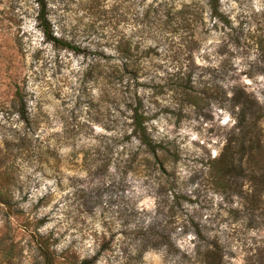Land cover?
Returning <instances> with one entry per match:
<instances>
[{
  "label": "rangeland",
  "instance_id": "1",
  "mask_svg": "<svg viewBox=\"0 0 264 264\" xmlns=\"http://www.w3.org/2000/svg\"><path fill=\"white\" fill-rule=\"evenodd\" d=\"M46 2L72 49L0 0V264H264L262 154L217 174L264 147V0Z\"/></svg>",
  "mask_w": 264,
  "mask_h": 264
},
{
  "label": "trees",
  "instance_id": "2",
  "mask_svg": "<svg viewBox=\"0 0 264 264\" xmlns=\"http://www.w3.org/2000/svg\"><path fill=\"white\" fill-rule=\"evenodd\" d=\"M219 1L220 0H210V5L215 16L221 17L219 13ZM41 12L39 15V21L43 27V30L48 38V40L55 45H62L66 48H71L72 46L53 35L51 24L48 21V7L46 0H40ZM74 49V48H73ZM19 113L23 120L27 121V109L24 104L23 98L19 97ZM146 118L144 114H140L138 110H135L134 114V134L139 138L141 143L146 147V149L151 153H157L159 149H163V144H156L148 133L147 127L145 125ZM248 132L242 133L241 137H236L233 142H231L223 153L222 158L218 161L219 166L217 169V174L219 179L224 184L225 182H230L232 180L248 177L243 168L242 158L246 154H262L264 159V147L261 145L260 141L257 140L256 146L251 143L250 138H248ZM241 156V157H240ZM239 158V159H238ZM253 158V156H252ZM262 167L260 168V176H252V180L257 183V188L259 192L264 191V160L262 161ZM219 180V181H220ZM9 207V200L7 198H2V193L0 192V206ZM1 211V208H0ZM46 262L45 264H55V258L47 255L43 252Z\"/></svg>",
  "mask_w": 264,
  "mask_h": 264
}]
</instances>
